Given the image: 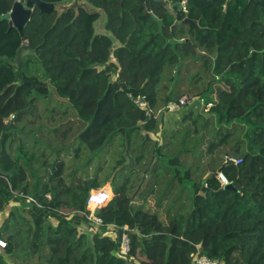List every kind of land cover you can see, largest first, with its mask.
<instances>
[{
  "label": "trees",
  "instance_id": "1",
  "mask_svg": "<svg viewBox=\"0 0 264 264\" xmlns=\"http://www.w3.org/2000/svg\"><path fill=\"white\" fill-rule=\"evenodd\" d=\"M18 1L0 0V264H264V0H152L157 20L146 0H87L114 40L98 15L36 10L44 43L77 57L60 75L32 49L14 65L34 20L9 30ZM107 185L98 225L88 199Z\"/></svg>",
  "mask_w": 264,
  "mask_h": 264
},
{
  "label": "water",
  "instance_id": "2",
  "mask_svg": "<svg viewBox=\"0 0 264 264\" xmlns=\"http://www.w3.org/2000/svg\"><path fill=\"white\" fill-rule=\"evenodd\" d=\"M151 1L146 0V10L149 14L157 20L154 14L151 11ZM80 9L84 10L88 15H98L99 19L94 25L95 35H105L109 36L114 40V36L111 32H108L105 28L108 18L104 10L98 9L90 4L87 0H72L71 2H62L60 4L47 3L42 0H26L25 2H16L9 14L2 16V20H7L9 22V30L13 28L17 29L22 35L24 33L25 26L31 21V18L35 10H39L42 14H53L57 13V20L65 13L70 11L76 12V17L80 14ZM56 20V21H57ZM118 46V42L115 40L113 48ZM30 49L29 43H24L17 52V58L14 65L17 66L20 74L22 75V57L23 54ZM113 57V56H111ZM222 170H219L218 173H221ZM233 188L231 184L224 187V189ZM124 230L120 229L118 231V245L121 246L122 237Z\"/></svg>",
  "mask_w": 264,
  "mask_h": 264
},
{
  "label": "built area",
  "instance_id": "3",
  "mask_svg": "<svg viewBox=\"0 0 264 264\" xmlns=\"http://www.w3.org/2000/svg\"><path fill=\"white\" fill-rule=\"evenodd\" d=\"M164 3L168 4L169 7H171L170 4V0H162ZM21 2V1H20ZM25 2V1H23ZM180 7L182 9V12H186L187 11V1L186 0H181L180 2ZM198 99L197 98H192L189 96H184L180 99L179 102H172L168 104V112L172 113V112H177L180 109H182L185 106L191 105L195 102H197ZM200 103L202 104V106L205 107V112H209V110L212 108V104H208L205 105V101L203 99H200ZM137 104L139 105L141 110H147L148 109V103H146L145 101H143L142 99H138L137 100ZM14 118V117H13ZM224 163L226 165L233 163L235 166H239L242 163V159H235V158H230V157H224ZM218 181L220 182L222 188L228 186L230 184V181L228 180V178L221 172L218 174ZM104 189L98 190L96 193H91L89 195V199H91V201L89 202L90 204H94L96 206V208H102L104 206H106L109 201H108V196L105 194ZM20 199H25L26 197L24 195H20L19 197ZM29 203H33V204H37L36 201L32 198H27L26 199ZM90 215L88 216V219L91 221H94L96 224L101 225L102 221L97 218L95 216V210L94 211H90ZM124 230V234L122 237V243L120 246V252H119V256L122 258H125L130 250V240L128 237V234L126 233V231H128V228L123 229ZM7 246V243L0 239V247L2 249H5ZM192 259H193V264H221V262L217 259H210L206 256L201 255L199 252L195 253L192 255Z\"/></svg>",
  "mask_w": 264,
  "mask_h": 264
},
{
  "label": "rangeland",
  "instance_id": "4",
  "mask_svg": "<svg viewBox=\"0 0 264 264\" xmlns=\"http://www.w3.org/2000/svg\"><path fill=\"white\" fill-rule=\"evenodd\" d=\"M72 0H68L67 2H71ZM35 17V15H34ZM34 19L33 17L31 18ZM37 19H34L32 23L28 24L27 28L25 29V34L27 36V43H29L30 45V49H32L35 54L37 55V57L39 58V60L43 61V60H49L52 59L56 62L57 67H55L54 69L56 70V73L58 75L62 74V69H64V72L67 73V70H65V67L69 64H75V61L77 59V57H74L71 53L74 52V49H71V47H68V50H66V47H62V48H57L56 47V43H58V40H55L54 42L51 41H47L44 43V36L46 34V32L48 31V29L51 26V23L53 22V19L48 21V18H44L41 21H36ZM151 43L154 44V46H156L154 40L151 41ZM157 47V46H156ZM31 63V62H30ZM262 66V65H261ZM252 69H254L253 66H246L245 70H242L241 73L246 77L249 78L248 76L251 75ZM69 73H73L72 71H68ZM201 108H199L200 110ZM15 119V117L13 118V120ZM58 144V143H57ZM57 146V145H56ZM104 190H108L110 191V195L111 198H109L108 195V201L112 200L114 198V194L113 191L111 189L110 185L105 186V188H103ZM107 194V192H106ZM50 198V197H48ZM109 201V202H110ZM154 203L151 202V205H153ZM16 206H18V204H16ZM87 209L89 211H94L96 210V206L94 204H87ZM100 209V208H98ZM3 217V215H2ZM0 224H1V219H0ZM114 238L117 239V236H115ZM9 264H12V261H10L8 259Z\"/></svg>",
  "mask_w": 264,
  "mask_h": 264
},
{
  "label": "clouds",
  "instance_id": "5",
  "mask_svg": "<svg viewBox=\"0 0 264 264\" xmlns=\"http://www.w3.org/2000/svg\"><path fill=\"white\" fill-rule=\"evenodd\" d=\"M97 191H98V190H97ZM97 191H91L90 194H91V193H96ZM104 192H105V191H104ZM105 194H106V192H105ZM106 195L108 196V194H106ZM90 201H91V199H88V204H89Z\"/></svg>",
  "mask_w": 264,
  "mask_h": 264
},
{
  "label": "bare ground",
  "instance_id": "6",
  "mask_svg": "<svg viewBox=\"0 0 264 264\" xmlns=\"http://www.w3.org/2000/svg\"><path fill=\"white\" fill-rule=\"evenodd\" d=\"M110 191H111V190H110ZM110 191L105 190V192H107V194L109 195V198H111Z\"/></svg>",
  "mask_w": 264,
  "mask_h": 264
},
{
  "label": "flooded vegetation",
  "instance_id": "7",
  "mask_svg": "<svg viewBox=\"0 0 264 264\" xmlns=\"http://www.w3.org/2000/svg\"><path fill=\"white\" fill-rule=\"evenodd\" d=\"M64 2H67L68 0H63ZM36 11V10H35Z\"/></svg>",
  "mask_w": 264,
  "mask_h": 264
}]
</instances>
